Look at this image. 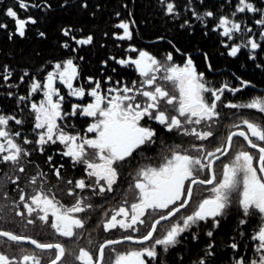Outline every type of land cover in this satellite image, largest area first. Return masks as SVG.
Here are the masks:
<instances>
[{
	"label": "flooded vegetation",
	"instance_id": "obj_1",
	"mask_svg": "<svg viewBox=\"0 0 264 264\" xmlns=\"http://www.w3.org/2000/svg\"><path fill=\"white\" fill-rule=\"evenodd\" d=\"M247 1L252 3L258 11L248 12L245 10L243 13L237 12L239 0H232L230 1L232 4L228 13L223 15H220L219 12L214 13L213 17H205L203 13L193 14V18L199 23V30L192 29L188 32L189 21L184 16L180 34L176 33L173 36L157 35L156 33L152 35L146 34L141 28L136 15L122 16L119 13L111 15L109 22L106 23L108 27L100 29L98 31L99 34L70 29V36H65L64 29L62 34L64 39L57 48L59 53L45 61H40L35 64L33 70L24 71L23 74L18 76L19 85H21L23 91L20 92L18 90L20 94L15 99L17 110L12 111V109L8 110V108L4 110L0 107V115L14 116L17 120L22 121L21 124H16L15 121L10 120L6 130L13 134V139L27 153V155L22 154L20 160L15 163L11 161L5 162L0 159V230L28 236L40 243L62 244L65 248V255L61 261H58V264H82V262L76 260L81 248L89 251L94 259H98L101 245L106 246L104 248V257L100 264H114L117 254L138 250L151 244V242L139 244L136 240L127 241L123 239L124 236L131 235L139 238L145 235L151 223L159 218V214H166L168 211L167 209L157 211L149 209L146 211L145 216L142 217L145 219V224L143 225L137 224L133 229L116 227L105 230L104 224L111 218L114 210L124 206L130 211L131 204L137 202L138 190L135 189L134 184L137 178L136 174L141 167L158 166L163 162L164 156L170 155L169 150L179 145L181 149L187 150L188 154L200 157L203 163L211 162V171H215L219 178L222 175L223 165L229 163L241 147L254 155H258L257 150L251 149L243 137L239 136L233 137L231 147L227 148V136L233 131L240 130L235 125H240V128L246 130V126L242 124L243 119L264 124V113H260L256 109L226 107L229 103L245 104L255 97H264V36L261 35V33H264V25L256 23L257 20L264 19V0ZM167 2H172V0H165V4ZM165 4L163 8L166 11ZM234 12L235 16L232 15ZM165 15L170 17L171 21L174 20L176 22L179 19L176 11L173 14L165 12ZM221 16H228L241 24V31L234 33L233 39L224 37L221 35L222 29L216 28ZM32 19L34 18L32 17ZM121 21L129 24L132 33L130 40L116 38L118 35L123 34V30L116 27ZM29 24L26 26L25 33L28 31ZM202 28L206 29L202 30ZM249 29L250 31H248ZM201 30L205 36L197 35L196 32ZM189 34H192L194 39H189ZM71 36L76 37V39L92 36L93 39L90 44L79 45L75 40L71 39ZM195 37L199 39L198 44L194 42ZM249 40H255L260 47L252 49L250 44H248ZM65 43L69 46L64 47ZM234 44L242 45L235 57L228 54L230 46ZM131 48H135L137 51L133 52L130 50ZM141 50L149 52L162 64L183 66L186 59L190 56L197 73H203V81L207 87L219 88L227 83L230 87L239 88L240 91L233 93L226 90L223 93L221 99L217 101L216 111L219 115L213 118L212 121L202 122L200 125H185L189 131L192 127L201 132L211 131L213 135L205 140H198L194 136L185 135L182 130L173 129L169 131L164 125H160L159 122L145 118L142 124L154 129L156 132L153 142L141 146L131 157L126 158L124 161L117 162L115 167L117 168L118 177L116 183L112 186V190H106L101 193L98 190V186L95 188L77 189L75 188V181L84 179L86 184L94 185L95 179L87 176L86 166L83 163L73 161L72 158L63 155L66 149L59 141L55 144L50 142L45 145L36 143L38 136L37 130L34 129L35 113L31 108V104H38L44 98V94L42 88L37 92H31V84L34 80L43 84L47 73L53 70L56 63L63 64L64 61L72 59L73 63L77 65L79 72L78 77L73 81V86L84 87L86 95L82 98L70 95L69 89L57 80L55 87L59 89V94L64 97L62 102V113L64 116L62 120L57 122L65 132L73 135L78 133L81 136L92 138L95 134L88 133L87 128L96 118L84 116L79 111L72 115V105L83 107L91 103L93 98L88 96L87 92H90L95 87L97 81L100 82V91L104 95H109L108 89L110 88L133 87V82H135L136 88H140L144 77L140 75L135 66L121 65L117 61L128 57L136 58ZM168 53H172V61L166 60ZM8 67L7 65L5 69H8ZM156 75L157 83L171 93L173 91L171 83L160 78L163 72L156 73ZM11 76L9 75L4 81L9 80ZM241 81H247V86H243ZM8 88H10V85ZM143 88L148 89L149 86L143 85ZM115 94L112 93L111 95ZM204 95L211 102V94L205 93ZM21 97H24V99H21ZM53 98L56 99L57 97L54 96ZM145 100L146 98L137 96V102L143 103ZM165 108H168V106L165 102H161V109ZM170 115H176V113L170 111ZM181 119L183 120V118ZM16 132H20L21 135L16 137L14 135ZM25 139L32 141V143H24ZM256 142L264 146V142ZM193 145L196 148H193ZM201 146L203 151L198 150ZM217 148H221V152H215ZM225 148H227V151H225ZM88 152L89 157H91L92 150L88 149ZM208 152L215 153V156L205 159ZM216 156L219 157L218 160L215 158ZM49 157H51V160H49ZM21 167L24 169L23 172L20 171ZM56 169L60 170L59 177L56 175ZM211 171L208 169L202 170L198 173V176L200 179L209 178ZM33 177L36 178L35 185L32 183ZM70 180L72 184L68 183ZM101 183L104 182L102 181ZM40 185H43L44 190L50 195L55 194L56 200L65 207H71L77 199L81 198L84 200V205H91V208L85 207V211L74 214L84 221V227L74 229L72 237L61 236L52 229L50 223L40 221L36 212L29 216L27 210L23 207L25 202L30 203V197L35 194L34 189H38ZM211 187L212 185H194L193 198L188 206L181 209L169 220L161 221L157 225L154 238L161 237L172 223L179 221L183 216L191 214L199 201L209 195L208 189ZM70 189L74 192V195L68 194ZM21 195L25 196V201L20 200ZM238 199L237 193L231 195V203L224 210V214L217 218L219 220L218 226H214L212 219L198 222L186 230L178 238V243L168 247L167 251L164 250L163 246H157V256L155 258L146 257L148 264H158L162 259L165 260L166 264H169L174 252L190 238L193 241L199 240V234H203L212 241L213 235L209 237L207 233L211 231L214 234L216 229L231 213H237L239 226L247 227L248 232L241 229L239 231V240L232 237L229 246L231 247L233 243H236L237 248H232L233 251L230 257H224V259L226 258L224 264H236V261L241 258L244 259L245 264H250L254 259L258 260L259 256L264 254V250L257 252L258 241L253 240L252 237L261 226L264 214H260L258 210H251V214L245 215L238 203ZM17 212L23 213V215H17ZM117 218L122 219L123 217ZM49 219H52L51 216ZM29 220H32L33 223H28ZM241 220H244L245 223L242 224ZM135 229H138V231ZM109 240H117L120 243L106 244ZM241 241L244 242V246L240 253L238 244ZM210 245L212 246V243ZM200 250L199 256L193 257V263L191 262L190 264H200L201 260L205 264H212L210 259H208L209 256H213L209 245H204ZM0 252L10 257L14 256L17 260L24 254H35L41 258V264H50V261L55 258V249L41 250L31 244L29 240L13 242L8 240L7 237H0Z\"/></svg>",
	"mask_w": 264,
	"mask_h": 264
},
{
	"label": "snow or ice",
	"instance_id": "obj_2",
	"mask_svg": "<svg viewBox=\"0 0 264 264\" xmlns=\"http://www.w3.org/2000/svg\"><path fill=\"white\" fill-rule=\"evenodd\" d=\"M17 2L20 9L26 10L29 7L25 0H17ZM160 2L165 4V0H160ZM32 6L35 7L36 5ZM165 7L167 14H173L176 10V5L172 2H167ZM245 10L248 12L258 11L247 0H239L236 11L243 13ZM6 15L14 20L16 32L20 36L25 35V29L29 23L34 24L36 22L31 16L27 19L20 18L13 7L7 8ZM205 15L213 17L214 13L208 11ZM232 15L235 16V12ZM256 23L264 25V19H259ZM0 27H6V25L0 24ZM116 27L123 30V34L118 35L117 39L130 40L132 38L128 23L121 21ZM216 28L222 29L221 35L224 37L233 39V34L241 31V24L228 16H221ZM40 35L43 36L44 34L40 33ZM64 35L70 36V30L65 29ZM261 35L264 36V33ZM71 39L79 45H87L92 42L93 38L88 36L84 39H76V37L71 36ZM248 44L252 49L260 47L255 40H249ZM68 46L67 43L64 44V47ZM225 46L229 47L228 45ZM241 46L238 44L230 46L228 54L235 57ZM130 50L137 51L135 48ZM166 60H173L172 53L167 54ZM117 63L134 65L144 80L140 88L135 87V82H133V87L110 88L108 89L109 95L102 94L100 82L97 81L95 87L87 92V95L93 98L91 103L83 107L72 105V115L79 111L84 116L96 118L87 128L88 133L95 134L92 138L81 136L78 133L73 135L65 132L57 122L62 120L64 116L62 113L64 97L59 94V89L55 87L57 80L69 89L70 95L81 98L86 95L84 87L73 86V81L78 77L79 72L72 59L64 61L63 64L56 63L53 70L47 73L43 84L37 80L31 84V92H37L42 88L44 94V98L38 104H31L35 113L34 129L37 130L38 136L36 143L45 145L50 142L55 144L59 141L66 149L63 155L72 158L73 161L83 163L86 166L87 176L95 179L94 185L86 184L84 179L75 181V188L77 189L98 186L101 193L112 190V186L118 177L115 167L117 162L124 161L141 146L153 142L156 132L142 124L145 118L159 122L169 131L173 129L182 130L185 135L194 136L198 140H205L213 135L211 131H197L195 127L189 131L185 125H200L202 122L212 121L219 115L216 111L217 101L221 99L223 93L226 90L233 93L240 91L239 88L230 87L227 83L219 88L207 87L203 81V73H197L190 56L183 66L162 64L155 56L141 50L136 58L128 57L117 61ZM160 72H163L160 78L171 83L173 89L171 93L157 83L156 73ZM4 78L7 79L8 77ZM241 84L247 86L248 82L241 81ZM143 85H147L149 88L144 89ZM112 93L116 94L111 95ZM205 93L211 94V102L205 98ZM54 96L57 98L54 99ZM137 96H142L146 100L143 103L137 102ZM161 102H165L168 108L162 110ZM226 107L256 109L260 113H264V97H255L245 104L229 103ZM170 111L175 112L176 115H170ZM10 120L15 121L16 124L22 123L14 116L0 115V126H3L0 127V138H2L0 139V159L15 163L20 160L22 154L27 155V153L13 139V134L6 130ZM242 124L246 126V130L240 128V125H235L240 130L233 131L227 136V148L231 147L233 137L239 136L243 137L251 149L257 150L258 155H254L241 147L234 158L223 165L222 175L219 178L215 171H211V162L203 163L200 157L188 154V151L181 149L179 145L170 149V155L164 156L163 162L158 166L149 165L138 170L134 184L135 189L138 190L137 202L131 204L130 211L124 206L114 210L111 218L104 224L105 230L116 227L133 229L137 224L143 225L145 219L142 217L149 209L153 211L167 209L168 211L166 214H159V218L151 223L145 235L139 238L131 235L124 236L123 239L127 241L136 240L139 244H144V242H151V244L138 250L117 254L114 264H148L146 257L155 258L157 246H163L164 250L167 251L168 247L178 243V238L186 230L198 222L212 219L214 226H218L219 220L217 218L224 214V210L231 203L233 193L238 194V203L245 215L251 214V210H258L260 214H264V146L256 142H264V124L249 119H243ZM14 135L19 137L21 133L16 132ZM24 143H32V141L25 139ZM192 147L196 148L195 145ZM88 149L92 150L91 157H89ZM198 150L203 151V147L201 146ZM215 152H221V148H217ZM213 156L215 153L208 152L205 159ZM215 158L219 159L218 156ZM205 169L211 171L210 177L200 179L198 173ZM20 171L23 172L24 169L21 167ZM55 172L59 177L60 170L56 169ZM102 181L104 183H101ZM32 183L36 184L35 177H33ZM68 183L72 184V181L70 180ZM198 184L212 185L208 189L209 195L199 201L191 214L172 223L161 237L154 238L157 225L161 221L169 220L181 209L188 206L193 198V186ZM34 192L35 194L30 197V203L25 202L23 204L29 216L36 212L40 221L50 223L52 229L64 237H72L74 229L84 227V221L74 215L85 211V207L91 208V205H84L83 198L77 199L71 207H65L56 200L55 194L50 195L45 191L43 185L34 189ZM68 194L74 195V192L70 189ZM20 200L25 201V196L21 195ZM170 206L172 207L170 208ZM17 215H23V213L17 212ZM50 216L51 220L49 219ZM121 216L122 219L117 218ZM28 223L31 224L33 221L29 220ZM241 223L243 224L245 221L241 220ZM135 230L138 231V229ZM207 235L211 237L213 233L209 231ZM0 237H7L13 242L29 240L31 244L41 250L55 249V258L50 261V264H58V261H61L65 255V248L60 243H40L31 237L3 230H0ZM193 238L195 239V237ZM252 239L258 241L257 252L264 250V220H262L261 226ZM117 243L120 241L109 240L106 242L109 245ZM105 246H100L98 259H94L89 251L81 248L76 260L82 264H100L104 257ZM211 247L209 245V248ZM231 247L236 249L237 244L233 243ZM0 264H41V258L35 254H24L17 260L14 256L10 257L0 252ZM200 264H205V262L201 260ZM236 264H245V261L241 258L236 261ZM250 264H264V254L260 255L258 260H252Z\"/></svg>",
	"mask_w": 264,
	"mask_h": 264
},
{
	"label": "trees",
	"instance_id": "obj_3",
	"mask_svg": "<svg viewBox=\"0 0 264 264\" xmlns=\"http://www.w3.org/2000/svg\"><path fill=\"white\" fill-rule=\"evenodd\" d=\"M230 1L232 0H172L179 18L175 22L165 15L164 4L160 0H25L28 4L39 5L35 11L20 9L17 0H0V24L6 25L0 27V107L4 110H17L15 99L20 94L18 90L23 91L18 76L24 71L33 70L35 64L40 61L59 53L57 48L64 39V29H79L85 33L99 34L100 29L108 27L106 23L111 15L119 13L122 16L136 15L146 34L173 36L180 34L184 16L189 21L188 32L192 29L199 30V23L193 18V14L208 11L218 13ZM8 7H13L19 17L31 16L35 19L36 22L29 24L24 36L17 34L14 20L6 15ZM202 30L196 32L197 35L203 36ZM40 33L44 35L41 36ZM188 38L194 39L192 34H189ZM196 39L194 42L198 44V37ZM7 65L9 67L5 69ZM9 75L11 78L6 80L7 82L4 81V77ZM238 222L237 213H231L216 229L212 241L203 234H199L200 239L197 241L190 238L174 252L169 264L193 263L192 259L199 256L201 247L211 243L213 256L208 257L210 263L224 264L233 251L229 246L232 237L239 240L241 229L248 232L247 227H240ZM243 246L244 242L241 241L238 244L240 253ZM158 264L166 263L162 259Z\"/></svg>",
	"mask_w": 264,
	"mask_h": 264
},
{
	"label": "rangeland",
	"instance_id": "obj_4",
	"mask_svg": "<svg viewBox=\"0 0 264 264\" xmlns=\"http://www.w3.org/2000/svg\"><path fill=\"white\" fill-rule=\"evenodd\" d=\"M247 2H249V1H247ZM250 3V2H249ZM232 3L230 2H228L226 5H224L223 7H222V10L219 12V14L220 15H223V14H225V13H228V11H229V9H230V5H231ZM238 4H239V2H238ZM238 4H237V6H238ZM32 5H34V4H29V7L26 9V11H30L31 9H34V11L35 10H37L38 9V6L39 5H37V6H32ZM203 15L206 17V15H205V13H203ZM29 17V16H28ZM28 17H25L24 19H27ZM20 18H22L23 19V17H20Z\"/></svg>",
	"mask_w": 264,
	"mask_h": 264
}]
</instances>
